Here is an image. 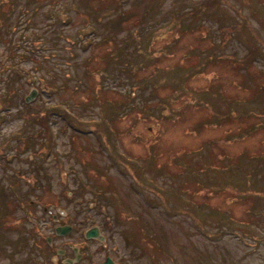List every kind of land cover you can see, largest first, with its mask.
Listing matches in <instances>:
<instances>
[{
    "label": "rangeland",
    "instance_id": "1",
    "mask_svg": "<svg viewBox=\"0 0 264 264\" xmlns=\"http://www.w3.org/2000/svg\"><path fill=\"white\" fill-rule=\"evenodd\" d=\"M8 89L0 264H264V0H0Z\"/></svg>",
    "mask_w": 264,
    "mask_h": 264
},
{
    "label": "flooded vegetation",
    "instance_id": "2",
    "mask_svg": "<svg viewBox=\"0 0 264 264\" xmlns=\"http://www.w3.org/2000/svg\"><path fill=\"white\" fill-rule=\"evenodd\" d=\"M4 207H5L6 211H8L9 213L11 212L10 209H8L7 204ZM44 211L46 213L52 214L50 212L49 208H47V206H44ZM52 220H55V221L59 220L58 222H60V217L57 216L56 214H52ZM109 220L111 221L110 217H108V221ZM65 224H69V223H65ZM86 232L87 231L83 232V234H82L83 236H81V239H79V240L74 239L71 241H65V249L64 248L56 249V254L58 256L60 255V256L64 257L63 258L64 264H80L81 262L83 263L88 258L87 250L90 249L89 248L90 246L88 247L87 245L90 244L88 242H91L92 239L93 240L97 239L100 242H104V243L107 241V235L105 234V232L102 231L101 227H100V233L105 237L104 241H102L99 236H98V238H87ZM70 233H71V231L69 233H65V235H68ZM55 235H58V234H55ZM51 240H52V237L50 238V242H51ZM93 262L98 264V262H96V261H93ZM95 263H92L90 261L89 264H95ZM101 264H104V262ZM112 264H115V262Z\"/></svg>",
    "mask_w": 264,
    "mask_h": 264
},
{
    "label": "water",
    "instance_id": "3",
    "mask_svg": "<svg viewBox=\"0 0 264 264\" xmlns=\"http://www.w3.org/2000/svg\"><path fill=\"white\" fill-rule=\"evenodd\" d=\"M35 95H36V92H35V91H32L31 94H29V95L26 97V100H27V101H30L31 99L34 98ZM69 227H70V226H67V227H66V226L58 227V228H57V232L63 234V233H65V231H67V230L69 229ZM87 236H88V237H97V236H100L98 228H92V229H89V230L87 231ZM101 238L104 239L103 236H101ZM108 263H109V261L106 262L105 264H108Z\"/></svg>",
    "mask_w": 264,
    "mask_h": 264
},
{
    "label": "trees",
    "instance_id": "4",
    "mask_svg": "<svg viewBox=\"0 0 264 264\" xmlns=\"http://www.w3.org/2000/svg\"><path fill=\"white\" fill-rule=\"evenodd\" d=\"M224 29L227 30V33L224 34V35H225L226 37H227V35H228V37H230V36H232L231 34L234 33L233 30L236 29V28H234L233 26H227V27H225ZM118 53L121 54V50H120V49L118 50ZM118 53H117V57H119ZM210 54H213V52H210ZM113 55H114V54H110L109 59L114 58ZM11 60H12V59H11ZM200 60H201V59H200ZM250 60H252V58H250ZM200 62H203V61L201 60ZM245 62H249L250 64L253 63V61H248V59H246ZM123 63H124V62H123ZM123 63H122V64H123ZM121 69H124L125 71H126V69H128L127 61H125V63L123 64V66H122ZM24 113H26V112L22 110V114H24ZM28 113H29V112H28ZM227 117H228V116H227ZM172 209H173L174 211L177 210L176 208H172Z\"/></svg>",
    "mask_w": 264,
    "mask_h": 264
}]
</instances>
